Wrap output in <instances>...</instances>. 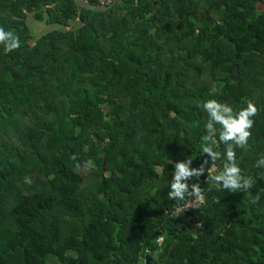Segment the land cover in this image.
I'll list each match as a JSON object with an SVG mask.
<instances>
[{
	"label": "trees",
	"instance_id": "16d2710c",
	"mask_svg": "<svg viewBox=\"0 0 264 264\" xmlns=\"http://www.w3.org/2000/svg\"><path fill=\"white\" fill-rule=\"evenodd\" d=\"M0 26L21 41L0 45V264H264V0H0ZM208 98L256 104L236 159L254 183L209 191L221 158L175 215L173 165L206 158Z\"/></svg>",
	"mask_w": 264,
	"mask_h": 264
},
{
	"label": "clouds",
	"instance_id": "9594fccd",
	"mask_svg": "<svg viewBox=\"0 0 264 264\" xmlns=\"http://www.w3.org/2000/svg\"><path fill=\"white\" fill-rule=\"evenodd\" d=\"M0 45L5 54L14 52L21 47L18 35L12 30H6L0 26ZM203 112L207 114V121L204 124L207 133L202 144V154H207L200 167H192L193 160L190 156L185 157L180 162L173 165V171L168 186L167 199L172 201H184L190 196L202 199L201 187L198 183L188 181L195 177L197 180L206 171L209 164L211 166L219 159L226 161L222 169L215 174H208L206 184H209V191L213 188L217 191L227 192H247L252 188L254 178L243 173L236 163L237 150H243L248 146L251 130L254 126V117L257 115V106L251 100H247L244 106L236 108L227 101L216 98L205 99L201 105ZM218 126V127H217ZM223 145V152L215 149ZM73 159L76 157L73 156ZM92 161L84 162V167L89 168ZM79 166V165H78ZM254 167L264 168V155H261L254 164ZM30 177H24L25 184H31Z\"/></svg>",
	"mask_w": 264,
	"mask_h": 264
},
{
	"label": "built area",
	"instance_id": "2783aa9c",
	"mask_svg": "<svg viewBox=\"0 0 264 264\" xmlns=\"http://www.w3.org/2000/svg\"><path fill=\"white\" fill-rule=\"evenodd\" d=\"M101 4H111L115 0H99ZM204 200V195L202 194V199H196L194 196H190L187 200L183 201L174 211L175 215H179L182 212H186L191 208H195L200 205Z\"/></svg>",
	"mask_w": 264,
	"mask_h": 264
},
{
	"label": "rangeland",
	"instance_id": "374dc122",
	"mask_svg": "<svg viewBox=\"0 0 264 264\" xmlns=\"http://www.w3.org/2000/svg\"><path fill=\"white\" fill-rule=\"evenodd\" d=\"M99 5H104L99 3ZM107 4H105L106 6ZM110 5V4H108ZM28 24L33 32L34 35L40 36L41 34L47 32L50 30L51 26L46 24L45 22H40L38 20H36L32 14H30V16L28 17ZM108 173L105 172V175H107ZM187 200V199H186Z\"/></svg>",
	"mask_w": 264,
	"mask_h": 264
},
{
	"label": "water",
	"instance_id": "95a60500",
	"mask_svg": "<svg viewBox=\"0 0 264 264\" xmlns=\"http://www.w3.org/2000/svg\"><path fill=\"white\" fill-rule=\"evenodd\" d=\"M76 4L81 6L84 9L88 10H95V11H107L110 10L119 0H115L113 3L110 5H94L87 0H74Z\"/></svg>",
	"mask_w": 264,
	"mask_h": 264
}]
</instances>
